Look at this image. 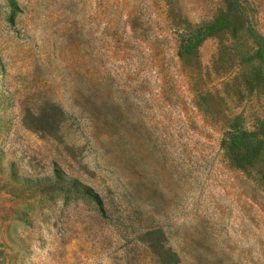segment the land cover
I'll use <instances>...</instances> for the list:
<instances>
[{
	"label": "rangeland",
	"instance_id": "1",
	"mask_svg": "<svg viewBox=\"0 0 264 264\" xmlns=\"http://www.w3.org/2000/svg\"><path fill=\"white\" fill-rule=\"evenodd\" d=\"M0 264H264V0H0Z\"/></svg>",
	"mask_w": 264,
	"mask_h": 264
},
{
	"label": "trees",
	"instance_id": "2",
	"mask_svg": "<svg viewBox=\"0 0 264 264\" xmlns=\"http://www.w3.org/2000/svg\"><path fill=\"white\" fill-rule=\"evenodd\" d=\"M189 31V35H188V39H189V42L188 44H191L192 41L195 39V38H198L200 37L201 33H202V25H200L199 27H196L194 29H190L188 30ZM238 139L240 140V133H238V130H236L234 132V136H233V140L235 143L238 142Z\"/></svg>",
	"mask_w": 264,
	"mask_h": 264
}]
</instances>
